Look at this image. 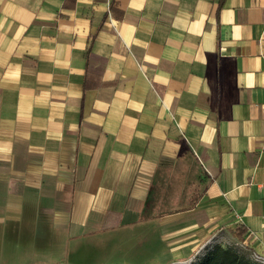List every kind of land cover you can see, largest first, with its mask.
<instances>
[{"label": "crops", "instance_id": "0c3cea01", "mask_svg": "<svg viewBox=\"0 0 264 264\" xmlns=\"http://www.w3.org/2000/svg\"><path fill=\"white\" fill-rule=\"evenodd\" d=\"M127 229L264 255V0H0V259Z\"/></svg>", "mask_w": 264, "mask_h": 264}, {"label": "rangeland", "instance_id": "374dc122", "mask_svg": "<svg viewBox=\"0 0 264 264\" xmlns=\"http://www.w3.org/2000/svg\"><path fill=\"white\" fill-rule=\"evenodd\" d=\"M106 237H99L95 244L85 240L75 245V260L65 261L67 264H165L168 257L163 244L159 243L156 236L145 231L134 229L118 230L104 233ZM220 245L231 248L237 253L249 257L259 264H264L256 260V253L251 245L244 239H238L231 231L225 229L217 230L209 239L197 250V252L186 261L174 264H189L198 260L204 253L212 249L213 246ZM72 246L69 248L71 249ZM258 254V253H257ZM167 256V257H166ZM9 258V259H8ZM5 260L0 259V264H22L14 263L12 256ZM74 258V257H73ZM72 258V260H73ZM79 258V260L77 259ZM83 259V260H82ZM165 259V260H164Z\"/></svg>", "mask_w": 264, "mask_h": 264}, {"label": "trees", "instance_id": "16d2710c", "mask_svg": "<svg viewBox=\"0 0 264 264\" xmlns=\"http://www.w3.org/2000/svg\"><path fill=\"white\" fill-rule=\"evenodd\" d=\"M235 235L240 238L239 231L235 232ZM189 264H259L249 257L243 256L236 251L228 247L215 245L204 253L198 260Z\"/></svg>", "mask_w": 264, "mask_h": 264}, {"label": "built area", "instance_id": "2783aa9c", "mask_svg": "<svg viewBox=\"0 0 264 264\" xmlns=\"http://www.w3.org/2000/svg\"><path fill=\"white\" fill-rule=\"evenodd\" d=\"M256 260H258L261 263H264V255L256 253Z\"/></svg>", "mask_w": 264, "mask_h": 264}]
</instances>
